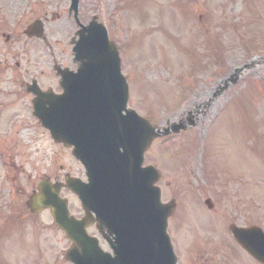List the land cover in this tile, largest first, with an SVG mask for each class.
Returning <instances> with one entry per match:
<instances>
[{"label":"rangeland","instance_id":"rangeland-1","mask_svg":"<svg viewBox=\"0 0 264 264\" xmlns=\"http://www.w3.org/2000/svg\"><path fill=\"white\" fill-rule=\"evenodd\" d=\"M165 1L80 0L79 13L83 23L98 13L119 44L129 106L157 125L195 115L194 127L154 140L147 157L162 172V199L176 203L169 233L186 264L185 235L212 228L206 198L220 207L223 228L235 217L256 222V204L264 215V0H182L188 21L179 3ZM69 5L0 0V264H73L65 258L71 241L50 212L23 209L42 176L80 173L68 149L32 118L22 86L35 75L45 88H56L52 61L73 65L70 40L78 26ZM38 18L45 40L24 34ZM230 75L237 83L214 96ZM63 195L80 213L77 198ZM228 201L238 207L234 217L223 214ZM90 233L98 236L95 229Z\"/></svg>","mask_w":264,"mask_h":264},{"label":"water","instance_id":"water-1","mask_svg":"<svg viewBox=\"0 0 264 264\" xmlns=\"http://www.w3.org/2000/svg\"><path fill=\"white\" fill-rule=\"evenodd\" d=\"M77 5L78 0H73L72 8L76 9ZM25 32L28 36H42V22L35 21L28 26ZM79 34L80 40L74 49L76 52L75 59L80 62L78 75L89 77L91 72H96L99 77V85L106 84L104 77H107L108 74L105 72H117L115 75L119 76L120 59L118 50L113 42L108 41L105 29L101 25L92 22L88 27H83ZM60 72L64 79L62 85L65 89V93L60 98L67 100L69 92L67 75H69V71L61 70ZM86 72L90 73L86 75ZM29 89L38 93L40 100L41 97L46 98L42 102H39L40 100L35 101V113L43 120L44 125L51 130L52 136L57 141L64 142L65 145L75 143V155L87 163L86 158L82 155V148L76 144L74 135L68 130L69 126H67L65 114L62 110L57 112L58 107L56 105L60 102H51L47 99V94L41 93L35 87ZM123 95L122 109L125 108L127 100V88H124ZM51 103L53 104L51 105ZM49 107L51 112H49ZM61 109H64V107ZM136 119L132 123L131 132L126 136V141L132 154L131 159L133 158L134 180L142 184L147 181L148 191L145 192V188L144 191L137 188V195L135 193L132 194V197L129 195L126 204H124L126 210L123 214L115 215V210H113L111 214L99 215L97 218L101 221L99 224L100 229L107 227L109 232L115 233L112 239L105 235L114 250V256L100 248L96 237L87 234L86 227L93 222L88 214L82 220H77L69 215L67 201L59 196L60 184L41 182L39 193L34 192L27 202L32 211H40L45 206L52 208L55 223L64 229L73 241L66 257L75 264H175L173 250L165 232L166 219L173 209V204H161L160 191L154 185L159 178V173L152 167L142 168L141 166L143 153L153 139L157 136L169 134L170 130L166 128L161 131L139 116ZM172 128L173 131L178 132L185 129L186 126L180 123L173 124ZM122 145L127 146L126 143H122ZM67 182L68 185L71 184L70 181L67 180ZM73 187L79 193L86 207V203L90 200L86 199L83 190L79 189L80 185ZM97 203L101 204L99 200ZM91 205L90 207H93ZM234 230L242 244L251 247L258 257L264 255V251H260L257 244L252 243V247L251 243L247 241V234H251L253 231L236 227Z\"/></svg>","mask_w":264,"mask_h":264},{"label":"flooded vegetation","instance_id":"flooded-vegetation-1","mask_svg":"<svg viewBox=\"0 0 264 264\" xmlns=\"http://www.w3.org/2000/svg\"><path fill=\"white\" fill-rule=\"evenodd\" d=\"M117 1L118 0H114V3ZM117 8V5L113 6V15L118 13ZM201 19L202 18L200 14L198 16L199 22ZM64 65L66 66L67 64ZM28 95H30V100L32 101L33 95ZM221 198L223 199L224 196H221ZM228 203L227 212L223 214L225 216H233V214L238 211V207L234 204H231L230 201H228ZM217 206L215 207V204L213 203L212 207L208 210V216L211 217V219L209 218L212 226L211 229H197L196 232L195 230L193 232H190L189 230L191 234L185 235V237L188 238H186L187 246L183 249L184 251H187V253L184 255V262H186V264H264L263 262L257 260L248 250L243 248L236 241L231 231V227L233 225L243 227L259 226L264 231V215H262L263 217L261 216L259 204H256V206L252 208L253 213L258 214L255 219L256 222L244 221L242 223L240 221V223L237 220V217H235L234 219L230 220V222H228L227 228H223V222L219 223L222 228H217L219 225H216L214 220H212V217L217 218L218 221L220 218L223 220L222 214H218L220 207ZM245 256L248 257V259L250 258L251 262H248L245 259Z\"/></svg>","mask_w":264,"mask_h":264}]
</instances>
